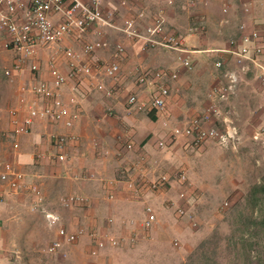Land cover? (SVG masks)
I'll list each match as a JSON object with an SVG mask.
<instances>
[{"label": "rangeland", "instance_id": "1", "mask_svg": "<svg viewBox=\"0 0 264 264\" xmlns=\"http://www.w3.org/2000/svg\"><path fill=\"white\" fill-rule=\"evenodd\" d=\"M184 1L178 0L176 6L183 7ZM119 2L120 0H103L102 3L103 10H116L114 23L117 27L123 23V11L119 7ZM131 6L132 4H129L127 8L131 10L129 15L133 14ZM180 10L182 15L177 16L178 22H174L175 25H166V32L185 37L187 48L203 50L205 41L214 39L208 33V28H211L210 22L208 23L201 16L186 13L182 8ZM133 11L135 12V9ZM145 19L143 20L147 23L149 17ZM171 20L173 22V18ZM217 22L216 19L213 23L216 28ZM144 26L141 23L138 29L142 30ZM89 38L94 39L93 35ZM122 38V34L117 31L109 32L106 35L108 50L111 51L115 43ZM215 38L222 44L229 39L221 34ZM3 40L4 37L0 35V162L10 163L23 173L27 185L37 177L43 195L44 187L53 188L56 184L61 186L52 189L53 192L48 198L44 196L46 208L60 219L59 225L51 228L47 225L43 214L29 211L31 200L26 190L10 198L0 199L1 209L7 214L5 218L11 225L7 238L0 239V264H264V152L261 148L252 145L249 151H232L231 147H222L215 141H208L200 147H195L183 139L180 145L159 150L157 141L167 139L169 127L182 125L181 123H184L188 117L178 120L169 115L168 125L165 126L162 119L154 117V121L151 113H144L139 115V120L135 122L125 115L121 107L112 99L102 93L89 91L88 88V93L98 96L102 102L100 105L102 115L98 119H102L104 124L108 125V130L105 140L99 139L98 134H92L86 143L92 144L96 159L107 158L113 162L116 160L120 166L110 167L109 173L101 177L105 182L114 181L112 188H103L105 182L100 184L98 182L99 188L93 181L84 179L85 183H88L86 185L95 190L93 195L96 193L94 196L98 199L96 211L91 212L90 215L85 214V209L91 206L88 205L89 195L78 193L88 199V206L63 208L59 199L70 195H64L66 193L64 184L66 186L69 181L65 176L70 178L72 176L62 173L72 168L70 164L72 155L68 153H72L75 147L71 151L67 150L70 145L65 149L69 162L64 165L54 163L51 157L54 151L50 147L48 161L50 166L58 169V172L55 173L54 170L46 172L36 163V159H31L30 156L35 147L36 135L38 141H41L45 136L42 133L44 130L48 135L57 134L54 132L55 127H52L54 125L44 121L37 122L30 134L19 138L20 146L17 151H13L10 141L3 137L11 129L10 110L17 109L23 113L26 101L32 98L30 95H22L20 88L26 87L29 84L28 80L38 78V73L30 72L28 61L23 64L20 72H15L10 77L5 76L4 72L11 68L16 57L12 52L3 49ZM134 48L133 60L136 61V58L141 60L139 63L144 66V60L148 55L159 57L160 64L155 69L176 62V54L172 51L150 48L141 54L137 51L139 46L135 44ZM40 52L47 53V60L51 56L48 50L40 49L37 54ZM213 54L197 55L208 57L207 61L211 64L215 61V56H211ZM57 55H61L60 50ZM125 58L124 56L122 59ZM215 72L220 78L218 72L216 70ZM123 90L122 93L118 91L117 93L124 101L132 88L129 90L127 87ZM125 135H129L133 142V149L130 152L124 150V143L127 140ZM228 148L230 149L227 150ZM141 153L147 156L149 163L157 162L160 165L157 173L174 175L184 168L191 190L188 198L179 202L187 211L185 218H177L175 206L172 205V201L177 202L176 186L168 188L163 194L145 191L143 196L131 194L127 189L126 181L128 175L132 173L131 170L128 173L129 165L131 166ZM23 155L26 157L23 162L29 163H21L20 159ZM227 156L234 159L230 165L224 162ZM118 191H125L127 196L118 197ZM109 192L114 195L112 200L106 198ZM130 198L142 204L139 205ZM145 203L154 207L157 222L146 231L145 238L141 237L130 242L128 238L131 237L132 229L127 224L140 223L139 218L144 214ZM130 204H136V207L131 208ZM13 209L15 210L12 211ZM76 209H79L81 216L75 217L70 213ZM109 217L114 220L111 226L106 225ZM0 226L5 228L4 224ZM59 226L71 231L82 227L85 234L74 243H63L60 251L51 254L48 248L56 240ZM90 230L99 234L109 231L120 238L121 243L114 248L106 247L97 256L92 257L89 254L92 244V239L88 236Z\"/></svg>", "mask_w": 264, "mask_h": 264}, {"label": "built area", "instance_id": "2", "mask_svg": "<svg viewBox=\"0 0 264 264\" xmlns=\"http://www.w3.org/2000/svg\"><path fill=\"white\" fill-rule=\"evenodd\" d=\"M131 0H120L119 7L129 8ZM103 0H0V35L4 37L2 47L12 52L16 57L11 68L4 72L10 77L20 72L23 64L29 63L30 72L39 73V66L34 58L38 50L50 51L47 69L49 81L33 82L20 88L22 95L32 98L26 101L23 113L17 109L9 112L11 129L3 137L10 141L11 149H19V138L30 134L37 122L44 121L54 126L70 130L80 117L79 102L71 98L67 105L61 96V89L69 82L75 81L80 86L85 85L89 90L102 93L121 107L124 114L136 121L139 115L153 113L156 118L168 125L167 103L174 90V83L179 78L177 69L163 67L149 69L136 58V63L130 76L133 79V89L125 100H121L115 84L119 78L120 61L129 48L135 51V44L139 43L137 51L143 53L150 48H161L176 54V64L185 70L192 69V55L199 53L195 49L187 48L186 38L175 33L166 32V17L164 7H159L148 22L139 30V22L147 17L143 10L135 11L124 19L122 25L114 23L116 10H103ZM166 6H172V0L165 1ZM231 7L229 0H221V10L226 13ZM243 13L247 21L237 27V34L230 37L222 49L214 50L225 54L227 61H217L214 66L220 75V82L213 86L205 95L206 105L201 114L188 117L180 126L169 127L168 137L157 141L159 150L168 146L180 145L186 139L195 147H200L208 141H215L222 147L235 148L239 143V130L234 120L231 106L238 88L244 77L253 78L264 87V22L258 23L254 14V0H247L243 5ZM111 31L122 34V40L108 50L106 35ZM191 31V30H190ZM93 35V40L83 43L80 51L61 46L65 37L86 39ZM60 50L67 66V73L63 74L57 65L56 54ZM101 50L110 52L102 61L95 60V55ZM110 82L113 84H107ZM110 114V113H109ZM124 150L130 152L133 142L129 135H125ZM49 146L54 151L53 161L59 165L69 162L65 149L69 145L77 144L79 137L72 133L49 134ZM252 142L264 152V126L251 136ZM160 168L157 162L151 164L147 156L139 154L129 165L126 181L131 194L143 196L145 191L163 194L172 186H176L177 202L172 201L177 218L187 216L186 209L179 204L190 195V182L184 168L174 175L157 173ZM85 180L95 181L94 175H85ZM114 181L105 182V187L112 188ZM26 190L30 196V212L43 214L47 225L58 226L59 217L46 208L45 197L41 192L38 178L34 177L29 185L26 176L12 164L0 162V199L10 198ZM106 198L112 200L113 193ZM88 199L78 194H70L59 199L63 208L87 204ZM144 216L140 223L129 222L132 229L130 242L145 238V233L157 222V214L152 205L145 203ZM114 224L113 218L106 220V225ZM138 229V230H137ZM137 230V232H136ZM82 227L70 230L59 226L56 240L51 243L48 252L54 254L62 249L63 243H74L84 236ZM92 244L89 254L95 257L106 247H117L120 238L109 231L96 233L89 231Z\"/></svg>", "mask_w": 264, "mask_h": 264}, {"label": "crops", "instance_id": "3", "mask_svg": "<svg viewBox=\"0 0 264 264\" xmlns=\"http://www.w3.org/2000/svg\"><path fill=\"white\" fill-rule=\"evenodd\" d=\"M166 0H131L130 4L132 6V12L134 13L137 10H143L148 17L153 15L155 11L159 7H164V11L167 17V24L175 25L178 22V15H182L181 8L186 10V13H191L194 16H201L202 19H205L211 25V28H208V33L211 34L214 39L206 40L205 46L202 49H198L199 53L197 54H213L211 56H215V61L210 64L208 62L206 56H199L197 54L192 55V69L190 71L180 68L176 62L168 65L167 68L177 69L179 71V78L176 83H174V90L170 96V99L167 103V111L171 117L176 119H185L186 117H192L194 115L201 114L204 111L206 105L205 95L207 92L215 85L220 82V78L215 72L214 64L217 61H227V56L225 54L215 52L214 50L222 49L226 46L227 42L224 44L221 41H218L215 37L219 36V34L223 36H227V38L233 37L237 34V27L241 22L247 21V17L243 13V5L247 0H229L231 7L226 12L223 13L221 10V0H185L183 3V7H177V1L173 0L172 6H166ZM181 3V1H179ZM176 6V7H175ZM151 9L152 11H149ZM122 20L126 19L129 16V11L127 9H123ZM254 14L258 21V23L264 22V0H254ZM173 18V22L171 20ZM196 18V17H195ZM218 20L216 28L214 26V21ZM147 21V19H145ZM145 20L139 22V24H146ZM175 22V23H174ZM90 38L86 39H76L74 37H65L62 41L61 46L64 48H71L75 51H80L83 43L88 41ZM228 41V40H227ZM116 44V43H115ZM139 43H136V46ZM218 44V45H216ZM134 52L130 51L129 48L126 51L125 59L120 61V72L117 83L115 84V88L119 93H122L123 88L129 87V90L132 87V77L130 76V72L132 71L134 64L136 63L133 60ZM142 54V53H141ZM109 56L108 51H101L95 55V60H105ZM35 62L39 66L38 78L28 80L30 82H40V81H49L47 63L48 56L46 52H40L36 55ZM159 57L156 55H148L144 64L147 68L156 70V66H159ZM62 60V61H59ZM144 59V58H140ZM141 61V60H139ZM57 65L63 74L67 73V66L62 55H57ZM215 72V73H213ZM111 84V83H110ZM114 84V83H113ZM113 84H111L113 86ZM90 91V90H89ZM61 96L63 101L68 105L70 103L71 98H76L79 102V112L80 117L75 122L74 127L70 130L63 129L60 126H52L55 127L54 132L57 134H66L72 133L79 137L80 143L75 145H70L67 150L74 148L72 153H68L72 155V159L70 164L72 168L69 170L63 171V175H71L65 176V178H69L66 186L64 184V190H66V194H83L89 195L88 199V209H85L84 213L90 215L91 212L96 211L98 208V199L94 195L93 187H88V183H85L84 176L85 175H94L96 180L93 181L94 184L98 185L101 182H105V179L101 178L102 176H106L109 173L110 167L120 166L118 161L114 160L109 161L107 158L96 159L94 157V149L92 148V144L86 143L87 140L91 137L92 134H98L99 139L105 140L107 136L108 125L104 124L103 120H99L101 117L102 111L100 110V105L102 102L99 100L98 96L94 94L88 93V89L85 85L81 84L80 86L75 81H69L62 89ZM231 106L234 112V120L239 130V143L235 148H228L227 150L232 151H249L252 145H255L252 140V134L259 130L264 126V87L261 86L257 81L250 77H244L242 83L240 84L236 96L231 101ZM154 120V114L151 113ZM155 121V120H154ZM42 122V121H41ZM183 124V123H181ZM45 136L42 137L41 141H38L37 135L34 138L35 147H33V153L30 158L36 159V163L40 164L42 168L46 172H58L57 168L50 166V162L48 161V150L49 139L46 131L42 132ZM248 153V152H247ZM22 156V155H21ZM71 157V156H70ZM21 158V157H20ZM23 160H26V157L20 159L21 163ZM233 157L227 156L224 159L225 164L233 163ZM24 161L23 164H25ZM29 163V162H27ZM55 163V162H54ZM23 166V165H22ZM62 171V167L60 169ZM64 170V169H63ZM84 173V175H83ZM64 178V179H65ZM83 179V180H82ZM87 184V185H86ZM49 185V184H47ZM63 185V184H62ZM104 185V184H103ZM61 186V184H56L55 186H47L44 187V196L48 198L53 190L56 187ZM100 188V185H98ZM91 188V189H89ZM103 188H108L103 186ZM118 197H126L127 193L125 191H118ZM130 197V196H128ZM131 200L133 198H130ZM134 201V200H132ZM137 200H135V203ZM142 204V202H140ZM140 203H138L140 205ZM97 204V205H96ZM131 208H135L136 204H130ZM128 207V205H126ZM0 206V224L5 226V228L0 226V239H6L7 234H10L9 231L11 229V225L7 222L5 218L7 214ZM13 209L12 211H14ZM79 209L75 211H71L75 217L81 216L79 214ZM11 211V212H12ZM142 216V215H141ZM144 216V214H143ZM142 216V217H143ZM73 217V218H75ZM142 217L139 220H142ZM138 221V220H137ZM7 229L6 232H4Z\"/></svg>", "mask_w": 264, "mask_h": 264}]
</instances>
